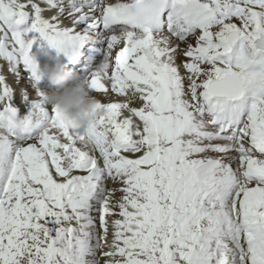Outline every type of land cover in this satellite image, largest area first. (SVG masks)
<instances>
[{
    "label": "snow or ice",
    "instance_id": "1",
    "mask_svg": "<svg viewBox=\"0 0 264 264\" xmlns=\"http://www.w3.org/2000/svg\"><path fill=\"white\" fill-rule=\"evenodd\" d=\"M86 43L121 99L82 148L59 110L26 118L34 45ZM0 61L37 97L18 117L0 65V264H264V0H0Z\"/></svg>",
    "mask_w": 264,
    "mask_h": 264
},
{
    "label": "clouds",
    "instance_id": "2",
    "mask_svg": "<svg viewBox=\"0 0 264 264\" xmlns=\"http://www.w3.org/2000/svg\"><path fill=\"white\" fill-rule=\"evenodd\" d=\"M102 70V65H98ZM53 85L51 92H43L41 97L44 110H34L26 118V126L39 129L48 119L47 110L55 108L62 116L78 129L85 131V137L79 144L87 148L93 140V125L96 123L100 110L96 108V98L88 87L87 79L65 69L60 63L45 64L41 70Z\"/></svg>",
    "mask_w": 264,
    "mask_h": 264
}]
</instances>
